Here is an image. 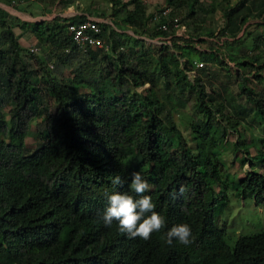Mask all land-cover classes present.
<instances>
[{
	"label": "trees",
	"instance_id": "trees-1",
	"mask_svg": "<svg viewBox=\"0 0 264 264\" xmlns=\"http://www.w3.org/2000/svg\"><path fill=\"white\" fill-rule=\"evenodd\" d=\"M0 1L18 10L22 7L19 0ZM48 1L67 6L74 0ZM164 2L169 7L160 18L168 24L165 31L155 29V23L146 26L151 14L140 0L121 2L123 8L131 4L124 8L121 21L134 34L146 33L149 37L172 31L173 17L180 22L194 21L196 32H200L195 20H202L204 5L197 0ZM238 10L239 6L222 11L220 33L225 38H241L235 31L245 15L237 16ZM7 17L16 22H7ZM85 17L54 15L49 20L27 21L0 7V44L6 45L5 53L0 48V57L4 53V76L0 78V264H264V229L238 236L228 245L224 230L216 224L230 183L238 184L242 195L264 203V138L254 143L252 156H248V146L242 147L250 167L243 177L233 182L222 176L226 167L219 156L224 150V133L237 121L228 118V127L219 125L216 113L222 117L221 105L206 102L212 97L205 91L202 68L194 61H225L216 52L200 48L205 34L187 33L183 22L186 37L171 36L170 43L156 50L157 75L164 89L172 87L179 94L185 89L195 92L196 112L204 115L188 122L191 137L186 141L171 121L167 103L159 98L163 93L158 95L153 88L148 64L118 51L113 30L105 33L106 23L99 25L109 41V52L116 54L105 66L106 76L97 73L99 65L95 64L100 53L106 51L81 52L75 47L67 24ZM259 17L264 26V12ZM14 25L21 31L18 36ZM30 35L42 42L43 51L49 50L46 57L58 51L61 61L76 60L69 83L51 74L43 76L38 84L31 81L33 66L40 71L44 56L28 50L30 57L26 56L18 37ZM253 48L258 51L251 52L249 58L240 52L229 53V58L236 67L239 92L254 103L264 124V102L252 96L248 87L250 68L264 67V61L257 65L258 54L264 49V28L254 37ZM188 50L196 55H189ZM180 56L185 58L180 61ZM191 70L194 74L190 79L187 72ZM145 82L148 86L143 90L135 89ZM79 83L87 90L76 92ZM46 95L51 97L52 110ZM5 105L7 120L2 111ZM37 116L41 117L37 143L24 152V138ZM237 142L241 144L242 139L238 137ZM254 164L259 172L253 169ZM134 171L147 179L150 190L145 194L152 197L155 211L166 218L165 228L154 232L149 240L129 238L119 231L117 221L108 227L102 220L108 195L131 192ZM117 175L123 181L121 185L112 183ZM213 184L217 186L216 195ZM179 223L191 225L194 241L189 246L175 240L169 246L164 241V233Z\"/></svg>",
	"mask_w": 264,
	"mask_h": 264
},
{
	"label": "rangeland",
	"instance_id": "rangeland-1",
	"mask_svg": "<svg viewBox=\"0 0 264 264\" xmlns=\"http://www.w3.org/2000/svg\"><path fill=\"white\" fill-rule=\"evenodd\" d=\"M38 0H19L18 4L22 3V7L18 12H16V6L12 7L7 4V2L0 1V6L8 10L10 15L21 16L27 21H36V20H49L52 16L55 15L56 11L63 12L66 10V7L60 3H50L48 0H41L42 5H37ZM78 2H72V6L76 10L84 11L88 15L98 16L100 19L105 20L104 23L107 24L105 33H108L109 28L113 30L114 37L118 40L116 49L122 51L124 56L129 59H137L142 62H146L149 67V72H153L152 81L154 82L153 88L156 93L159 95L163 93L162 96H159L160 100H164L167 103L166 107L169 109V117L174 123L175 127L180 130L183 138L186 141H189L191 134L189 133L188 122L191 119H201L204 118L202 113L196 112L195 106V92L185 89L181 94L174 90L172 87L164 89L162 79L157 75L158 74V59L156 56V50L163 46L165 40L162 39L161 35H156L155 37H149L146 33L134 34L131 27L127 24H124L121 21L120 16L123 14L125 7H131V4H128L124 8L121 6V2L125 0H77ZM164 0H151L148 5H145L146 12L149 13L150 10L154 8H160ZM198 3L205 6V13L202 14V20H195V24L199 26L200 32H196L194 28V21H182V15L179 14L178 17L187 27V33L194 34H205L203 36L205 39L201 43L200 48H205L208 51H214L217 53L220 59L225 61V64H219L215 61H204L200 71L202 72L201 78L206 93L210 94L212 99H206V102H211L214 106L219 104L220 113H216L219 125H228L226 120L230 118L231 120H236L237 123L233 126L227 128V131L224 133L223 137V148L220 159L223 160L225 164V171L222 173V176L226 179L235 182L244 176V174L249 170L248 160L243 155V148L248 146V156H252L255 153V142H259L260 139L264 138V124L259 114L254 108V103L247 99L244 94L239 92L238 79L235 77V68H233V63L229 58V53L240 52L247 54L245 58H249L251 52H257L256 48H253L254 37L257 34L262 32L264 26L260 24L262 13L261 5L264 3L262 0H197ZM165 3V2H164ZM11 4V3H10ZM18 5V6H19ZM10 6V7H9ZM239 6L238 14L245 15V22L242 23L235 31L236 37H241L240 39H233L232 37L225 38L220 33V28L224 24V19L222 16V11L224 8L236 7ZM262 9V10H261ZM54 15H53V14ZM136 13L140 16L142 15L141 10H136ZM15 14V15H14ZM82 14V13H81ZM235 15V14H234ZM17 17V16H16ZM7 22L14 24L16 21L14 18H8ZM189 22V24H188ZM15 26V25H14ZM15 34H20V30L15 26L13 28ZM212 32L210 35L209 32ZM28 37H18L20 44L25 48V54L29 58L30 54L26 52L29 47V43L32 42L38 46L37 51L33 52L36 56H44L42 61V69L39 71L38 66H33L32 72L29 74L30 79L33 83H39L43 79V76L46 74L56 75L58 78L64 79L66 82H70L72 76L75 72V67H77V62L75 59L71 61H61V55L56 51L55 55L46 57L45 54L48 51H43L42 42L38 39H35L34 36L30 35ZM131 37H136L142 39V41H135ZM201 37V36H200ZM149 38L153 41L150 42ZM199 38V37H195ZM202 40V39H201ZM112 41V40H111ZM112 43V42H111ZM143 47H142V46ZM0 48L5 53L6 45H1ZM110 49V48H109ZM175 52H181V49L173 47ZM169 50H165V53L168 54ZM4 53L0 57V78L4 76V71L1 63L4 60ZM50 53V52H49ZM47 53V54H49ZM120 53V52H119ZM187 55L185 52L183 53ZM188 54L195 56L196 53L188 50ZM116 55V54H115ZM114 53L106 51L105 53L101 52L95 61L96 66L99 65L97 73L106 76V64L114 60ZM257 65L261 64L264 61V49L261 48L258 54ZM185 56H180L179 60ZM228 62V64H227ZM52 64V67L49 66ZM94 64V65H95ZM171 66V64H169ZM182 67V62L178 63ZM251 73L248 74L249 82L248 87L252 89V96H257L259 99H262L264 102V67L256 68L252 66L250 68ZM199 71V69H197ZM249 71V72H250ZM193 72V71H191ZM256 74V76H253ZM259 74V75H257ZM47 76V75H46ZM191 75H188V78L191 79ZM148 86V82H145L141 86H137L136 90H143V88ZM87 90L86 87L81 86L79 83L76 86V92H82ZM2 92V89H0ZM49 103V108L53 109V103L51 97L48 95L45 96ZM7 106H3L2 111L4 113L5 119H8L7 115ZM40 116L33 118L30 122L28 132L24 138L25 150L24 152L31 151L35 144L37 143V126L40 124ZM240 134V135H239ZM172 137V134H171ZM238 137L242 139V143L237 142ZM253 140L254 142L250 141ZM237 144L238 149H236ZM255 143V144H254ZM242 158H244L243 161ZM249 158V157H248ZM256 166V167H254ZM253 169L260 171L256 164L253 165ZM216 195L217 186L213 184ZM238 184L235 186L233 183L228 184L225 188V195L223 200H225V205L222 210L216 216V224L219 228H222L225 232V241L228 245H232L235 239L241 235H250L256 232H260L264 229V203L254 201V197L250 195H242L241 190L237 189Z\"/></svg>",
	"mask_w": 264,
	"mask_h": 264
},
{
	"label": "clouds",
	"instance_id": "clouds-1",
	"mask_svg": "<svg viewBox=\"0 0 264 264\" xmlns=\"http://www.w3.org/2000/svg\"><path fill=\"white\" fill-rule=\"evenodd\" d=\"M114 185L123 183L120 176L112 180ZM131 192H113L108 195L107 207L102 220L105 226L111 227L113 221L118 222L121 233L129 238H141L149 240L154 232L165 228L166 218L155 211V204L150 195L145 193L150 190L147 179L140 172L131 174ZM183 191V188L180 190ZM134 193V194H133ZM164 241L171 246L175 240L178 244L189 246L193 243L194 237L191 225L179 223L172 226L164 233Z\"/></svg>",
	"mask_w": 264,
	"mask_h": 264
},
{
	"label": "built area",
	"instance_id": "built-area-1",
	"mask_svg": "<svg viewBox=\"0 0 264 264\" xmlns=\"http://www.w3.org/2000/svg\"><path fill=\"white\" fill-rule=\"evenodd\" d=\"M17 1L11 0V3H16ZM150 1L151 0H140V2L144 5H148ZM167 12H169V7L166 6L165 3H162L160 8H154L150 10L149 14L151 15L149 16L150 18L148 20V23H146V26H150L155 23V29L163 31L167 30L168 24L166 22L160 21L161 16L165 15ZM100 22H105V20L86 16L85 19L81 21L69 22L67 24V31L70 34L71 42L79 51L86 52L88 50L96 49H100L102 51L109 50L110 44L107 37L105 36L106 34L102 33L101 26L99 25ZM171 24L172 31L168 32L166 35H161L162 39L165 40V43H170L171 36L186 37V27L182 22L179 21L177 17L172 18ZM149 41L152 42L153 40L149 38ZM37 49L38 46L36 44H29V52L33 53L37 51ZM203 63V61H194V65L196 67L202 66ZM49 66L52 67V64H49ZM191 71L187 72V76L194 74V70Z\"/></svg>",
	"mask_w": 264,
	"mask_h": 264
},
{
	"label": "crops",
	"instance_id": "crops-1",
	"mask_svg": "<svg viewBox=\"0 0 264 264\" xmlns=\"http://www.w3.org/2000/svg\"><path fill=\"white\" fill-rule=\"evenodd\" d=\"M37 2V5L39 6V5H42V1H36ZM56 2L57 1H55V4H56ZM74 2V1H73ZM76 2H78L77 0H75V2L74 3H76ZM128 5V4H127ZM11 6V5H10ZM9 6V7H10ZM0 7H2V6H0ZM12 7V6H11ZM66 7V10L65 11H63V12H59V11H56V13H55V15H58V16H61V17H65V18H70V17H73L74 15H79V14H84L85 16H90V17H94V18H96V19H100L98 16H91V15H88L86 12H84V11H80V10H76V9H74L73 8V6H72V2L71 3H69L67 6H65ZM3 8V7H2ZM12 9H13V7H12ZM6 10V9H5ZM6 11H8V10H6ZM16 12H18L19 14H20V12L21 11H19V10H16ZM53 14V13H52ZM15 15V14H14ZM54 15V14H53ZM15 16H17L18 18H20V19H25V18H22L21 16H18V15H15ZM245 22V21H244ZM244 22H243V24H244ZM30 38H31V36H29ZM33 42V41H32ZM32 42H30V43H32ZM29 43V44H30ZM34 43V42H33Z\"/></svg>",
	"mask_w": 264,
	"mask_h": 264
}]
</instances>
